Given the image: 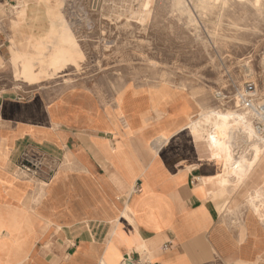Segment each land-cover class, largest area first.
Masks as SVG:
<instances>
[{"label": "crops", "instance_id": "obj_1", "mask_svg": "<svg viewBox=\"0 0 264 264\" xmlns=\"http://www.w3.org/2000/svg\"><path fill=\"white\" fill-rule=\"evenodd\" d=\"M18 2L0 0V264H264L247 207L264 165L233 194L211 184L221 168L178 132L198 108L176 87L104 107L90 90L28 83L18 56L48 48L52 26L47 5ZM25 148L59 160L48 183L16 173Z\"/></svg>", "mask_w": 264, "mask_h": 264}, {"label": "rangeland", "instance_id": "obj_2", "mask_svg": "<svg viewBox=\"0 0 264 264\" xmlns=\"http://www.w3.org/2000/svg\"><path fill=\"white\" fill-rule=\"evenodd\" d=\"M130 1L101 0L92 7L90 0H31L48 6V32L52 30L45 38L48 48L38 40L37 56H18L20 77L28 83L48 79L54 93L71 86L90 90L104 107H115L121 95L154 86L190 94L198 112L233 109L216 92H231L246 80H255L264 91V0L259 5L222 0L207 12L185 0L188 14L173 0H150L146 10L144 0ZM42 52L48 55L42 57ZM237 151L247 152L244 146ZM221 215L231 222V212Z\"/></svg>", "mask_w": 264, "mask_h": 264}, {"label": "bare ground", "instance_id": "obj_3", "mask_svg": "<svg viewBox=\"0 0 264 264\" xmlns=\"http://www.w3.org/2000/svg\"><path fill=\"white\" fill-rule=\"evenodd\" d=\"M220 1L222 2V0H194L193 5L196 9L207 12V10L216 6ZM252 1L254 5H259L261 0ZM150 3V0H144L143 7L145 10L149 7ZM172 5L181 10H184V8L188 6L185 0H173ZM185 12L188 14L189 10ZM207 15L209 14L207 13ZM164 76L166 77V75ZM219 108L202 109L200 112L197 111V117L192 119L191 123L181 128L178 132H183V135L186 134L195 150L204 153L208 161L221 168L220 172L214 177L209 178L208 181L215 186H222V189H224L226 193L233 194L245 179L255 173L254 171L257 167L264 165V138L258 137L250 125L243 120L242 114L236 112L232 108ZM242 146H244V149H246L248 153H239L237 151V148L239 149V147ZM240 151H242V149ZM260 175L262 177L261 185L259 187H254V189L248 193L247 207L251 208L259 220L264 223V199H261L262 191H264V172H261ZM228 210L232 212L233 205H230Z\"/></svg>", "mask_w": 264, "mask_h": 264}, {"label": "built area", "instance_id": "obj_4", "mask_svg": "<svg viewBox=\"0 0 264 264\" xmlns=\"http://www.w3.org/2000/svg\"><path fill=\"white\" fill-rule=\"evenodd\" d=\"M101 0H90L96 7ZM216 97L233 110L243 115V120L250 125L259 138H264V91L260 90L255 80H246L231 92H216ZM59 160L39 149L25 148L16 163V173L34 182L48 183L56 173ZM150 264L149 262H147Z\"/></svg>", "mask_w": 264, "mask_h": 264}]
</instances>
